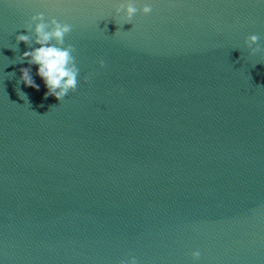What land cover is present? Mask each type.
I'll use <instances>...</instances> for the list:
<instances>
[{"label":"water","instance_id":"obj_1","mask_svg":"<svg viewBox=\"0 0 264 264\" xmlns=\"http://www.w3.org/2000/svg\"><path fill=\"white\" fill-rule=\"evenodd\" d=\"M39 13L73 26L62 102L21 80ZM253 34L264 0H0V264H264Z\"/></svg>","mask_w":264,"mask_h":264},{"label":"clouds","instance_id":"obj_2","mask_svg":"<svg viewBox=\"0 0 264 264\" xmlns=\"http://www.w3.org/2000/svg\"><path fill=\"white\" fill-rule=\"evenodd\" d=\"M151 6H144L142 9L143 15L147 16L152 13ZM117 16H122L125 24H131L133 18L137 15L138 9L133 3L121 4L115 9ZM33 26L34 29H33ZM24 29L32 35H17V45L23 42L29 49H32L33 43L39 47L26 51L20 56V62L27 61L29 67L21 68V80L27 87H32L39 90V86L35 83L32 77L31 66H38L37 75L44 81L48 96L55 97L62 102L68 94L75 93L78 88V77L80 69L77 66L75 57L76 48L69 44L65 46V38L73 31V26L68 23H61L57 19L52 18L50 22H46L45 15L39 13L33 15L30 21L24 26ZM260 37L258 35H250L246 40V45L251 49V54L256 55L264 51L259 46ZM255 45L256 47H253ZM101 68H104L105 61H99ZM89 77H85L87 83ZM24 96L27 98L26 94ZM200 252L192 253L194 260H199ZM120 264H137V260L133 257L122 260Z\"/></svg>","mask_w":264,"mask_h":264}]
</instances>
